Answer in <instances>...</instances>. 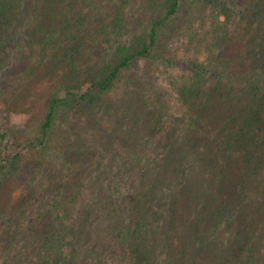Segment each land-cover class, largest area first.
<instances>
[{"label":"trees","instance_id":"1","mask_svg":"<svg viewBox=\"0 0 264 264\" xmlns=\"http://www.w3.org/2000/svg\"><path fill=\"white\" fill-rule=\"evenodd\" d=\"M27 56L18 92L10 73ZM142 63L180 72L176 92L142 89L139 153L94 175L58 120L111 113L124 77L153 83ZM9 82L44 85L36 125L0 130V173L26 166L42 202L23 217L0 190V264H264V0H0L4 103Z\"/></svg>","mask_w":264,"mask_h":264},{"label":"rangeland","instance_id":"2","mask_svg":"<svg viewBox=\"0 0 264 264\" xmlns=\"http://www.w3.org/2000/svg\"><path fill=\"white\" fill-rule=\"evenodd\" d=\"M141 18L145 19L146 17L142 15ZM205 24V26L200 25V23L195 24L193 28L195 29V33H199L200 28H202L201 30H203V28L208 30L209 23ZM133 38L134 35H131L130 39L132 40ZM187 38L188 36L184 37V44L187 42ZM91 39H94L91 42L94 45L92 49L96 50L101 38L95 34L92 35ZM174 41L176 43V36H174ZM184 44H182L183 47ZM188 44L189 41L187 42V45ZM106 46H108L106 43H102V47L100 48L101 51H104ZM200 47H202V45H200ZM30 51L31 48L26 47V54H29ZM35 62V56H27L25 57V61L19 60L13 62L18 69L10 74L13 75L18 92L19 89L26 88L23 85H25V81L28 80L26 79L28 75L27 70H29ZM138 72L146 73L147 77L145 79L151 80L153 83L147 81L142 87L137 84L135 88L137 90L133 91L135 85L132 83L131 77H129V75L124 77L106 94L108 105L109 107L111 106V113L107 115L101 112L98 113L97 108L99 105L90 104L86 106L84 111L80 114H76L74 111L66 112L58 120L54 135L61 142L74 141L76 145H81L84 155L88 160L86 165L82 166V163L80 165L81 167H86L88 172L94 175H99V173L101 174L103 172H105L103 174H106V172L110 174L111 170L114 168L116 169L115 164L121 162L119 158H124L125 161L132 162L136 154L139 153V144H137L134 136L138 135L137 129L141 128L140 126L143 119L140 118V112L146 109L148 104L142 93V89L146 92H150L164 87V91L168 92L167 97H172L176 92L175 83H177V80L180 78V72L177 71L170 75L163 65L158 67L157 64L150 63H142L141 69ZM9 87H11L10 82L7 88L8 100L6 99L5 103L4 99L0 101V130L8 131L11 137L16 133V129L19 126H25L26 123L35 126L37 121L42 117L44 112V101L38 96L40 90L44 88V85L40 83L35 84L30 95H27L25 90L23 95H17L18 92L14 94L15 91L10 94L11 88ZM2 97L5 98L4 95H2ZM6 105L9 106L8 109L5 108ZM127 107H133L134 109H129ZM134 124H137V128L135 131H131L130 127H133ZM73 130L78 132L79 135H75ZM10 137H7L9 138L8 140L13 141L14 138ZM9 147L12 153L19 149L15 144H10ZM116 183L119 184L118 181ZM116 183L114 181L113 184ZM94 185L93 182L92 187H94ZM40 189L41 185L39 181L33 179L32 173L26 166L19 170L12 171L11 173L4 168V171L0 173V190H2L9 199L11 198L12 201H14V199L16 201L22 200L21 205H19L20 210H28L27 213H23V217L27 215L29 218L32 217L33 212L30 211L29 206L31 203H40L42 199L40 196ZM87 189L89 190L90 188ZM88 190L86 192H88ZM25 201L29 203H25ZM12 216L11 213V215L6 217L7 223H12L10 219Z\"/></svg>","mask_w":264,"mask_h":264}]
</instances>
